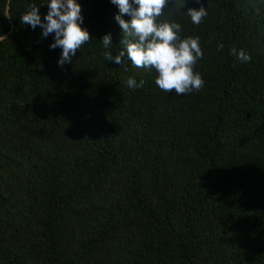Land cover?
I'll list each match as a JSON object with an SVG mask.
<instances>
[{
  "label": "trees",
  "instance_id": "1",
  "mask_svg": "<svg viewBox=\"0 0 264 264\" xmlns=\"http://www.w3.org/2000/svg\"><path fill=\"white\" fill-rule=\"evenodd\" d=\"M78 2L90 39L60 67L21 22L43 0H0V264H264V0H168L203 51L182 95L107 61L118 9Z\"/></svg>",
  "mask_w": 264,
  "mask_h": 264
},
{
  "label": "clouds",
  "instance_id": "2",
  "mask_svg": "<svg viewBox=\"0 0 264 264\" xmlns=\"http://www.w3.org/2000/svg\"><path fill=\"white\" fill-rule=\"evenodd\" d=\"M118 12L114 19L118 23L124 39L119 52L113 55L109 50L113 45L112 34L107 32L100 42L105 51V59L120 65L125 59L133 67L156 73L154 83L164 92L174 91L177 95L199 91L204 80L194 70L197 61L203 57L199 36L181 37V24L176 21H158L168 0H110ZM186 0H184L185 4ZM47 4V12L41 17L42 4ZM183 4V5H184ZM182 5V7H183ZM193 24L199 25L208 15L207 7H189L185 11ZM125 16L128 19H125ZM21 22L32 29H42L43 37L53 36L49 44L51 50L60 48L57 64L71 65L77 50L90 39L89 31L83 27L84 17L78 0H43L39 6L29 5L21 16ZM223 43L218 49H223ZM230 54L242 62L251 60L250 53L243 49H230ZM129 89L140 88L143 81L134 76L126 80Z\"/></svg>",
  "mask_w": 264,
  "mask_h": 264
}]
</instances>
